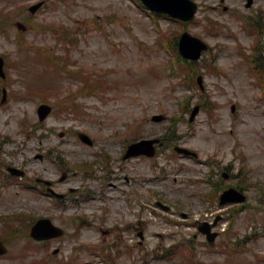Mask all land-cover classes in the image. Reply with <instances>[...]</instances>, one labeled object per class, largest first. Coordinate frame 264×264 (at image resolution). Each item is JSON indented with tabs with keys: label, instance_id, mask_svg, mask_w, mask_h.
Returning <instances> with one entry per match:
<instances>
[{
	"label": "rangeland",
	"instance_id": "obj_1",
	"mask_svg": "<svg viewBox=\"0 0 264 264\" xmlns=\"http://www.w3.org/2000/svg\"><path fill=\"white\" fill-rule=\"evenodd\" d=\"M33 1L37 0H0L4 22L0 54L6 67V77L0 78V236L6 237L9 248L0 256V264H66L67 259L74 264H264V94L241 59L242 50L255 52V35L245 31L242 22L259 16L264 23V0H254L250 8L245 0H195L196 16L186 24L163 13L153 14L140 0H46L27 23V6ZM206 17L219 22V34L209 32ZM18 19L26 23L25 31L15 26ZM63 27L75 34L77 44L62 40ZM182 30L211 46L197 62L204 91L171 73L170 57L160 45V39L168 42ZM63 43L69 44L70 53H63ZM263 51L264 33L259 52ZM46 53L58 63L56 67L44 62ZM209 62L219 70H209ZM77 69L99 76L106 86V82L116 86L82 93L77 78L81 75L68 72ZM2 87L9 95L4 103ZM41 101L51 103L54 111L39 122L36 108ZM72 101L83 105L79 115L69 109L67 103ZM195 104L200 110L189 122V108ZM159 112L166 119L151 121V115ZM77 130L88 133L94 144L82 142ZM61 131L65 135L60 136ZM132 136H158L163 144L153 157L124 159L125 139ZM174 145L195 150L197 156L174 152ZM102 152L106 167L99 158ZM81 161H94L95 178L74 165ZM228 162L232 165L225 179ZM243 163L246 178L241 184L248 185L244 204L232 209L205 198L213 184L206 178L231 184L241 175L237 171ZM7 165L23 168L24 178L8 175ZM64 170L77 175L60 181ZM42 176L61 191L77 188L67 190L69 209H63L68 211L61 212L40 185H25L27 179ZM88 184L94 188L92 193L113 201L110 208L84 207L89 202L83 197ZM126 189L130 196L124 194ZM117 196L119 208L113 199ZM157 199L169 204L170 210L155 205ZM126 210L130 227H110L124 220ZM14 211L48 213L66 234L42 245L30 239L27 248L28 239L4 233L5 221ZM79 213L90 220V226H83ZM218 214L221 219L214 229L227 230L208 243L197 224ZM142 217L143 222L137 220ZM87 229L93 232L89 242L83 234ZM139 230L142 243L136 237ZM174 242L190 243L193 249L155 256L161 251L154 247ZM109 243L113 245L104 254L101 247L104 250Z\"/></svg>",
	"mask_w": 264,
	"mask_h": 264
},
{
	"label": "water",
	"instance_id": "obj_2",
	"mask_svg": "<svg viewBox=\"0 0 264 264\" xmlns=\"http://www.w3.org/2000/svg\"><path fill=\"white\" fill-rule=\"evenodd\" d=\"M146 1L148 2V0ZM149 1L151 2L149 3L150 5H154L152 3H158L160 4L159 6H161L162 8L174 9L182 16H186V15L192 16V12L195 9V4L191 3L190 0H149ZM202 48H204V46L197 41L196 43L193 44V47L190 48L189 53L186 54L192 58H197ZM0 67H1V59H0ZM48 111H49L48 107L41 106L39 108L40 117L43 118ZM4 251L5 249L0 245V252H4Z\"/></svg>",
	"mask_w": 264,
	"mask_h": 264
}]
</instances>
